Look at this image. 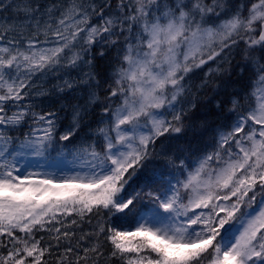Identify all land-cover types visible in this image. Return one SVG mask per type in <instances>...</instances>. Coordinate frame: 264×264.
<instances>
[{
	"label": "snow or ice",
	"instance_id": "1",
	"mask_svg": "<svg viewBox=\"0 0 264 264\" xmlns=\"http://www.w3.org/2000/svg\"><path fill=\"white\" fill-rule=\"evenodd\" d=\"M0 264H264V0H0Z\"/></svg>",
	"mask_w": 264,
	"mask_h": 264
}]
</instances>
